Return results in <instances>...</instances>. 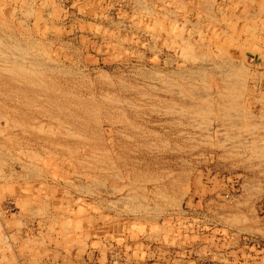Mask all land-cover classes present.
<instances>
[{"label":"rangeland","instance_id":"rangeland-1","mask_svg":"<svg viewBox=\"0 0 264 264\" xmlns=\"http://www.w3.org/2000/svg\"><path fill=\"white\" fill-rule=\"evenodd\" d=\"M0 52V264H264V0H0Z\"/></svg>","mask_w":264,"mask_h":264},{"label":"bare ground","instance_id":"bare-ground-1","mask_svg":"<svg viewBox=\"0 0 264 264\" xmlns=\"http://www.w3.org/2000/svg\"><path fill=\"white\" fill-rule=\"evenodd\" d=\"M210 5V4H209ZM2 37V36H1ZM19 41V40H18ZM21 45V44H20ZM15 46V45H14ZM19 46V45H18ZM18 46H16V47H18ZM7 47V46H6ZM16 47H14V49L16 48ZM28 47V46H27ZM18 48H20V47H18ZM18 48H16L15 50H18ZM13 49V48H12ZM8 50V49H7ZM20 50H25L23 47H22V45H21V48H20ZM3 53H4V51H2ZM12 52V51H11ZM26 52H27V50H26ZM1 53V52H0ZM6 53V52H5ZM4 53V55H6ZM14 53V52H13ZM10 54V53H9ZM18 54H19V51H18ZM15 56V55H14ZM12 57L11 55H10V57L9 56H6V57H4V58H6V60H7V63H8V65L7 66H5V67H3L2 66V70H4L5 72H9L10 73V75L12 76V77H18V78H22L24 81H26L27 83H30V84H32V83H34V78L36 77H38V74H40L41 73V70L40 71H37L34 67H37L36 65H35V62L34 61H36V60H34V61H32V62H34V67L32 66V68H34V69H32L30 66L32 65V63L31 64H28V66H26V65H24V64H26L27 62H25V60H27V58L26 57H28V59L29 58H31L32 59V57H29V56H26V57H22V58H17L16 56V58L15 57ZM36 57V56H35ZM30 59V60H31ZM33 60V59H32ZM42 60V59H41ZM4 61H5V59H4ZM29 61V60H28ZM20 62H22V63H20ZM23 62H25V63H23ZM3 63V62H2ZM6 63V64H7ZM41 64V63H40ZM50 66V65H49ZM47 67V66H46ZM51 67V66H50ZM227 69V68H226ZM64 70V69H63ZM220 70V69H219ZM242 70V69H241ZM44 71V70H43ZM40 72V73H39ZM68 72V71H67ZM218 72V71H217ZM242 72V71H241ZM44 74V73H43ZM42 74V75H43ZM238 74V73H237ZM242 74H246V73H242ZM230 76V75H229ZM232 76V75H231ZM244 76V75H243ZM243 76L242 77H240V78H238L237 77V75H236V77L238 78V79H240L239 80V85L237 84V86L234 88V90H236V91H238V93L240 92V91H242V90H244V88H243V85H244V79L245 78H243ZM101 77V76H100ZM235 77V76H234ZM49 78V77H48ZM14 79V78H13ZM52 80V79H51ZM41 81V80H40ZM238 81V80H237ZM237 81H235V83L237 82ZM164 82V81H163ZM37 83V82H36ZM174 83V82H173ZM238 83V82H237ZM35 84V83H34ZM38 84V83H37ZM45 84H46V82H45ZM236 85V84H235ZM37 86H39V84L37 85ZM234 86V85H233ZM126 87V86H125ZM237 87H239V88H237ZM52 89V88H51ZM180 90V89H179ZM229 90H233V88H229ZM174 91V90H173ZM183 91V90H182ZM233 92V91H232ZM231 92V93H232ZM193 93V92H192ZM229 93V95H231L230 94V91L228 92ZM234 93V92H233ZM58 95V94H57ZM64 95V94H63ZM224 95V94H223ZM226 95V98H227V93L225 94ZM220 96H222V95H220ZM238 94L236 95V93H234V95H231V96H229L228 98H227V100H228V102H230V105L229 106H231V105H233L234 103H235V105L238 103ZM103 97V96H102ZM225 98V99H226ZM194 100V99H193ZM241 100V99H240ZM112 101V100H111ZM115 102V101H114ZM202 105V104H201ZM129 106V105H128ZM239 106V105H238ZM64 108H66V107H64ZM229 108V107H228ZM180 109V108H179ZM237 108H235V110H236ZM238 109H239V107H238ZM226 111H227V109H226ZM235 114V113H234ZM238 114V113H237ZM240 114H242V113H240ZM233 115V113H231V115H229V116H232ZM249 115V114H248ZM239 116V115H238ZM242 116V115H241ZM233 117V116H232ZM237 117V116H236ZM246 116L244 115V117L243 118H245ZM248 117V116H247ZM239 118H240V116H239ZM238 118V119H239ZM247 120V119H246ZM232 122V121H231ZM241 122V121H240ZM248 122V121H247ZM259 122V121H258ZM237 123V122H236ZM244 123V122H243ZM261 123V122H260ZM264 123V122H263ZM42 124V123H41ZM233 124V123H232ZM236 125V124H235ZM248 125V124H247ZM242 126V125H241ZM262 126V125H261ZM260 129V128H259ZM42 130V129H41ZM69 130V129H68ZM255 130V129H254ZM40 131V130H39ZM70 131V130H69ZM253 132V131H252ZM71 133V132H70ZM122 134V133H121ZM71 135V134H70ZM73 135H75V134H73ZM259 138V137H258ZM228 142V141H227ZM243 143V142H242ZM230 145V144H229ZM149 147V146H148ZM259 147V146H258ZM262 147V146H261ZM32 152V151H31ZM231 153V152H230ZM257 153V152H256ZM263 156H264V152H263ZM101 184V183H100ZM124 188V187H123ZM145 199V198H144ZM140 210V209H139ZM39 211V210H38ZM2 233V232H1Z\"/></svg>","mask_w":264,"mask_h":264},{"label":"crops","instance_id":"crops-1","mask_svg":"<svg viewBox=\"0 0 264 264\" xmlns=\"http://www.w3.org/2000/svg\"><path fill=\"white\" fill-rule=\"evenodd\" d=\"M86 250V249H85ZM67 252V251H66ZM71 252V251H70ZM85 253H87L86 254V257L83 255L82 257L81 256H79V254H78V250H75L74 251V255H72V256H74V257H76V259L75 260H77V261H74V262H70V261H64L65 259H66V257H67V254H63L64 255V258H62L63 259V261H60V262H57L56 264H85V262H86V264H96V263H91V261L94 259V257H93V255L92 254H94L93 253V251L92 250H86V252ZM28 257H31L30 259H26V260H23L21 263H23V264H32L31 262H33L31 259L33 258V255H30V256H28ZM51 257V255L49 254L48 256H47V258H50ZM99 257H100V255H99V253H98V256H97V260L99 259ZM102 257V256H101ZM54 258V257H53ZM81 259H84V262L82 263L81 262ZM31 261V262H30ZM95 261V260H94ZM47 262H49V261H42V262H40V264H49V263H47ZM50 264H52V263H50ZM123 264H127V258H126V262L125 263H123Z\"/></svg>","mask_w":264,"mask_h":264}]
</instances>
